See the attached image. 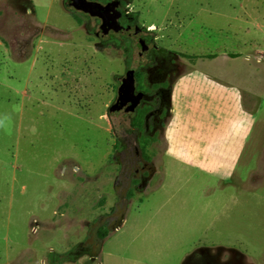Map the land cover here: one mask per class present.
I'll list each match as a JSON object with an SVG mask.
<instances>
[{
  "label": "rangeland",
  "instance_id": "374dc122",
  "mask_svg": "<svg viewBox=\"0 0 264 264\" xmlns=\"http://www.w3.org/2000/svg\"><path fill=\"white\" fill-rule=\"evenodd\" d=\"M69 2L0 0V264H264V0L124 1L167 52L176 108L137 139L144 184L117 153L130 117L108 109L128 69L150 85L151 55Z\"/></svg>",
  "mask_w": 264,
  "mask_h": 264
},
{
  "label": "flooded vegetation",
  "instance_id": "af4514ba",
  "mask_svg": "<svg viewBox=\"0 0 264 264\" xmlns=\"http://www.w3.org/2000/svg\"><path fill=\"white\" fill-rule=\"evenodd\" d=\"M115 1L118 2L117 11L120 13V22L125 28H128L130 32L129 35H121V34L118 35L122 38L124 42H131L130 40L134 39L137 42L138 46L140 47V51H141L142 47L140 45V40L131 35L135 31V28L138 26L136 25L135 21H133L132 19H130L129 16H127L128 14H125L122 10H120L125 0H114V1L109 0L106 2H115ZM139 31H140L139 34L140 39H143L145 43L148 45L145 60H147L148 56L151 55L150 56L151 59H149L150 61L144 63L143 66H145L149 75L150 76L154 75L156 79L155 78L149 79L150 85H148L146 89L139 88L137 86V81L135 79L134 92L135 94L140 93L142 97L139 103L137 104V106L135 107L134 113L127 116L130 117L129 126L132 129L130 134L133 135L135 142L131 143L130 139L127 141L122 140L120 142L122 148L120 151L118 150V152L117 151L116 152L119 153L120 156L119 162L126 165V167L129 168L128 169L129 174H132L131 176H129L128 179L129 182H131V179L132 180L140 179V183L144 184L145 181L152 178L154 174V168H153L154 166L150 163L147 153H144V151H142V148L140 147V144L138 143L137 139L140 134H143L146 137L150 138L156 132L158 133L159 136H162L165 128L164 124L171 115L172 89L170 88L169 85L166 84L161 85L162 83H165L164 81L166 79V72L169 69L167 68L166 62L161 59L160 55L164 53L166 54L167 52L163 48H160L155 43H153L152 38L142 35L140 29ZM110 33H114V32L111 31L109 32V34ZM153 59L155 60L153 61ZM134 75H136L135 71H134ZM117 90H116V97L113 103L115 102L118 95ZM119 114L120 116H122L121 113ZM191 260L193 264L205 263L204 260H200L194 257H192ZM210 262L212 264H215L213 258L210 259Z\"/></svg>",
  "mask_w": 264,
  "mask_h": 264
},
{
  "label": "water",
  "instance_id": "95a60500",
  "mask_svg": "<svg viewBox=\"0 0 264 264\" xmlns=\"http://www.w3.org/2000/svg\"><path fill=\"white\" fill-rule=\"evenodd\" d=\"M70 5L77 11L99 19L100 24L95 36L100 39H105L109 32H114L121 35H129V29L125 28L120 22V13L117 11L118 2L103 3L99 0H70ZM139 27L131 34L140 40L142 47L139 56L140 59H145L148 45L139 37ZM117 98L108 109L109 115L121 113L126 117L134 113L135 107L139 103L142 95L135 94V75L134 70L129 69L118 79Z\"/></svg>",
  "mask_w": 264,
  "mask_h": 264
},
{
  "label": "trees",
  "instance_id": "16d2710c",
  "mask_svg": "<svg viewBox=\"0 0 264 264\" xmlns=\"http://www.w3.org/2000/svg\"><path fill=\"white\" fill-rule=\"evenodd\" d=\"M99 1L106 2V1H109V0H99ZM78 21H79V19H78ZM65 255H63V256H60V255H52V256H50V258H51V261H52L53 264H62L63 262H66V261L67 262L74 261V260H76L78 257H80L83 254H82L81 248H76L73 251H69Z\"/></svg>",
  "mask_w": 264,
  "mask_h": 264
},
{
  "label": "crops",
  "instance_id": "0c3cea01",
  "mask_svg": "<svg viewBox=\"0 0 264 264\" xmlns=\"http://www.w3.org/2000/svg\"><path fill=\"white\" fill-rule=\"evenodd\" d=\"M218 90H220V89H218ZM224 94H226V92H224ZM224 94H223V97L226 96V95H224ZM220 101H221V99H219V102H220ZM219 102H217V105H214V106H213V107H214L213 110H214V113H216L218 116H221L220 113H219V111H220V108H219V106H218ZM182 105H183V107H180V108L178 107L179 110H184V112H185V110L188 111V110L186 109V106H187V105H186L185 103H183ZM194 107H196V105H194ZM194 107H193V108H194ZM199 108H200V107H199ZM216 108L218 109V113H217V109H216ZM200 109H201V108H200ZM203 109H204V108H203ZM175 110H176V108H174V107H173L172 110H171V115L169 116L170 120H169V122H168L169 125H170V121L172 120V118L175 117V116H174ZM204 111H205V110H204ZM189 112H190V111H189ZM189 116H190V115H189ZM188 131H189V130H188ZM189 132L191 133V131H189ZM198 132H199V131H198ZM198 132H197V134H198ZM166 133H167V131H166V128H165L163 134L166 135ZM182 134H183V133H182ZM173 139H178V141H179V140H182V139H180V137L178 138V136H174ZM183 141H184V140H183ZM181 143L186 144V142H181ZM176 145L178 146L179 143H177ZM191 145H192L193 147H198V148H199V146H198V142L193 141V142H191ZM176 148H177V149H175V150L177 151V150H178V147H176ZM198 162L200 163V160H198Z\"/></svg>",
  "mask_w": 264,
  "mask_h": 264
}]
</instances>
